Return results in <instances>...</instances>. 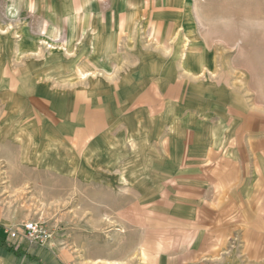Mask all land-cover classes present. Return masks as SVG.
I'll list each match as a JSON object with an SVG mask.
<instances>
[{
	"label": "crops",
	"instance_id": "1",
	"mask_svg": "<svg viewBox=\"0 0 264 264\" xmlns=\"http://www.w3.org/2000/svg\"><path fill=\"white\" fill-rule=\"evenodd\" d=\"M67 1L61 15L75 23L73 37L88 43L75 52L116 55L118 71L90 75L99 63L79 58L75 84L51 70L14 68L3 76L2 91L25 106L14 109L28 119L25 162L114 187L110 196L120 183L130 197L139 183L137 210L126 202L108 206V213L126 218L141 214L138 264H264L263 110L230 83L214 90L211 77L198 78L201 64L191 56L182 61V47H118L119 39L136 37L134 22L157 21L183 0ZM15 223L0 216V264L118 262L114 256L74 258L52 245L9 246L5 225Z\"/></svg>",
	"mask_w": 264,
	"mask_h": 264
},
{
	"label": "rangeland",
	"instance_id": "2",
	"mask_svg": "<svg viewBox=\"0 0 264 264\" xmlns=\"http://www.w3.org/2000/svg\"><path fill=\"white\" fill-rule=\"evenodd\" d=\"M62 2L68 1L0 0V84L14 68L43 75L51 70L58 80H73L75 84L77 75L73 73L79 58L84 63H99L90 75L118 71L112 68L117 64L116 55L96 54L92 49L88 54L75 52L88 43L73 37L76 26L61 15ZM179 5L157 21L142 18L134 22L136 37L119 39V50L127 45L182 47V61L191 56L201 64L198 78L211 77L214 90L221 89L215 87L219 83H230L245 101L264 112V0H183ZM190 49L196 53L189 55ZM2 90L0 87V216L16 222L5 229L38 219L53 231L50 245L67 250L74 258L114 256L117 264H126L125 259L127 264H138L144 234L137 227L141 214L135 212L126 218L108 213V206L127 203L137 210L139 183L128 193L130 197L123 196L120 183L116 195L110 196L114 187L77 182L75 177L66 179L28 165L30 134L27 128L22 129L28 127V119L14 113L15 106L22 111L25 106L22 99ZM125 221L131 226L120 228Z\"/></svg>",
	"mask_w": 264,
	"mask_h": 264
},
{
	"label": "built area",
	"instance_id": "3",
	"mask_svg": "<svg viewBox=\"0 0 264 264\" xmlns=\"http://www.w3.org/2000/svg\"><path fill=\"white\" fill-rule=\"evenodd\" d=\"M5 234L6 244L12 246L13 242L16 247H20L22 242H26L29 246H50L53 239L52 229L34 218L22 222L17 227L6 228Z\"/></svg>",
	"mask_w": 264,
	"mask_h": 264
},
{
	"label": "trees",
	"instance_id": "4",
	"mask_svg": "<svg viewBox=\"0 0 264 264\" xmlns=\"http://www.w3.org/2000/svg\"><path fill=\"white\" fill-rule=\"evenodd\" d=\"M11 249V248H10ZM18 251V250H17Z\"/></svg>",
	"mask_w": 264,
	"mask_h": 264
}]
</instances>
